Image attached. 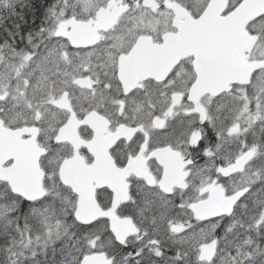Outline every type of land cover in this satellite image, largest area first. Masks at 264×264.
<instances>
[{"label": "snow or ice", "instance_id": "obj_1", "mask_svg": "<svg viewBox=\"0 0 264 264\" xmlns=\"http://www.w3.org/2000/svg\"><path fill=\"white\" fill-rule=\"evenodd\" d=\"M0 264H264V0H0Z\"/></svg>", "mask_w": 264, "mask_h": 264}, {"label": "trees", "instance_id": "obj_2", "mask_svg": "<svg viewBox=\"0 0 264 264\" xmlns=\"http://www.w3.org/2000/svg\"><path fill=\"white\" fill-rule=\"evenodd\" d=\"M40 2H43V0H40ZM37 23H39V21H37Z\"/></svg>", "mask_w": 264, "mask_h": 264}]
</instances>
